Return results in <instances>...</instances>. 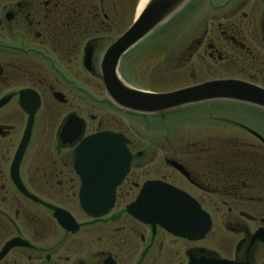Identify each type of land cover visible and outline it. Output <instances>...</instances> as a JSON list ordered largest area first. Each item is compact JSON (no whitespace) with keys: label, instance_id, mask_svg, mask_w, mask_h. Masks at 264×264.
<instances>
[{"label":"flooded vegetation","instance_id":"1","mask_svg":"<svg viewBox=\"0 0 264 264\" xmlns=\"http://www.w3.org/2000/svg\"><path fill=\"white\" fill-rule=\"evenodd\" d=\"M105 1L0 0V141L6 142L0 155V264H263L264 243L254 235L264 229V216L243 210L245 200H255L264 208L261 165L234 166L231 155L222 163L213 150L203 147L179 157L166 152L159 157L152 150L134 151V143L123 133L99 128L85 134L82 117L71 111L61 117L55 110L68 105L66 89L78 93L82 100L88 99L86 89L68 75V65L78 60L84 72L99 76L103 92L100 58L132 22L100 48L114 29L113 20L105 13ZM205 2L206 9L201 11ZM192 4L195 24L201 23L196 27L203 30L191 40L188 54L176 59L173 72L207 79L168 91L132 88L166 93L207 81L236 80L264 91V0H193ZM136 46L139 43L128 52ZM40 64L46 67L47 78L41 75ZM48 73L58 76L57 86ZM103 97L100 105L116 114L153 117L122 111ZM225 103L264 113L255 106ZM25 108L36 110L17 172L11 175V163L29 117ZM69 115L84 122L83 134L77 141L62 145L57 136ZM41 118L48 120L50 131L52 128L55 156L34 153L31 164L24 166ZM89 119L93 121L95 116ZM239 127L258 143L244 146L263 157L264 143L255 135L263 140L264 136L245 125ZM99 131L121 134L130 162L114 189L108 212L89 216L79 205L81 182L73 168V150L83 137ZM170 137L175 136L164 135L162 141L169 142ZM8 142L15 143L8 146ZM146 182L169 185L189 196L208 214L209 231L202 238L187 239L132 217L127 206ZM254 194L257 197L245 198Z\"/></svg>","mask_w":264,"mask_h":264},{"label":"rangeland","instance_id":"2","mask_svg":"<svg viewBox=\"0 0 264 264\" xmlns=\"http://www.w3.org/2000/svg\"><path fill=\"white\" fill-rule=\"evenodd\" d=\"M138 2L139 0L105 1V13L107 12L113 20L114 29L110 37L100 43V48L105 47L129 25L136 15ZM192 3L193 0L188 2L167 24L141 40L139 46L130 50L121 59L117 69L121 80L131 87L142 90L168 91L207 79L204 75H197L192 79L188 73L173 72L176 59L188 54L191 40L198 37L203 30L202 28L197 29L201 23L196 22L195 24L196 9L192 8L195 7ZM203 7L201 11L206 9V2L203 3ZM61 65L64 68V64L61 63ZM68 66H70L68 74L70 79L84 87L89 96L87 100H82L78 93L66 89L63 93L68 99V105L57 107L55 110L58 114L61 113V117L70 111L82 117L86 122L85 134L92 133L99 128L121 132L134 143V151L152 150L159 157L162 152H166L168 156L179 157L180 154L195 150L197 147L209 148L215 152V157L222 163L224 157L231 155L232 165H261V171L264 174V156L259 157L252 154L250 149L244 146H258V143L244 135L245 131L239 127L241 124L245 125L264 136V113L250 107L227 105L223 101H217L202 103L184 111L170 113L165 117L146 118L116 114L98 102L104 99L99 76H91L84 72L79 60ZM65 68L68 69L67 66ZM39 71L44 76V73H47L45 72L46 67L43 68L42 64H40ZM49 75L52 81L55 78L57 86L58 76ZM42 113L43 111L41 115ZM89 116H95V119L91 121ZM47 123L48 120L40 119L39 127L25 155L24 166L31 164L35 154L41 156L42 153H49L55 156L56 144L53 131L52 128L51 131L49 130ZM171 134L175 136L170 137L171 141H162L164 135ZM5 143L0 141V155L6 149ZM14 143L8 142L7 145ZM64 152L68 151H62ZM1 159L3 158L0 157V165H2ZM261 195L264 198V192ZM249 197L257 196L254 194L245 198ZM243 210L247 213L257 212L258 216H264V208L258 206L255 200H245Z\"/></svg>","mask_w":264,"mask_h":264},{"label":"water","instance_id":"3","mask_svg":"<svg viewBox=\"0 0 264 264\" xmlns=\"http://www.w3.org/2000/svg\"><path fill=\"white\" fill-rule=\"evenodd\" d=\"M190 1L146 2L129 28L105 49L100 58L99 69L105 98L120 110L151 116L217 101L242 103L264 110V91L236 80L207 81L167 93H152L130 87L117 75L121 57L169 22ZM84 63L88 64V57L84 58ZM55 98L60 100L61 96L55 94ZM36 108L24 109L29 117L11 163V175L17 172ZM83 129L84 122L69 115L57 138L62 145L73 143L82 136ZM255 136L264 143L259 136ZM73 153V168L81 182L78 196L80 207L89 216L106 214L113 203L114 189L128 170L130 154L126 148V139L121 134L101 131L82 138ZM171 165L182 172L176 164ZM127 212L139 221L158 224L169 233L187 239L202 238L210 229L208 214L196 202L185 193L159 182H146L136 199L127 206ZM254 238L264 243V229L258 230Z\"/></svg>","mask_w":264,"mask_h":264},{"label":"bare ground","instance_id":"4","mask_svg":"<svg viewBox=\"0 0 264 264\" xmlns=\"http://www.w3.org/2000/svg\"><path fill=\"white\" fill-rule=\"evenodd\" d=\"M148 0H139L137 7H136V16L137 14L142 10V8L144 7V5L146 4Z\"/></svg>","mask_w":264,"mask_h":264}]
</instances>
